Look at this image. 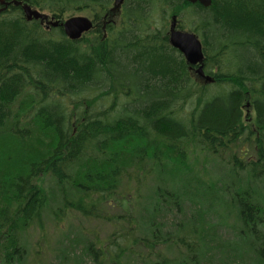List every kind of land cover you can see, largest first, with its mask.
<instances>
[{
	"label": "trees",
	"instance_id": "16d2710c",
	"mask_svg": "<svg viewBox=\"0 0 264 264\" xmlns=\"http://www.w3.org/2000/svg\"><path fill=\"white\" fill-rule=\"evenodd\" d=\"M18 1L55 18L89 11L98 20L114 0ZM125 6L130 21L121 31L112 29L105 41L101 35L71 41L62 29L48 33L39 22L28 23L20 7L11 6L0 16L3 264L24 257L23 233L43 228L42 213L49 204L42 187L46 177L56 182L64 210L115 227L107 247L110 256L105 247L88 242L86 251L95 264H108L109 257L112 264H122L128 256L142 264H173L163 246L171 243L193 254L195 242L189 240L197 229L186 230L177 242L163 236L156 213L165 203L180 208L183 202L161 188L148 226L153 238L148 232L135 237L133 210L154 171L148 160L160 165L170 159L177 166L173 173L187 170L186 151L192 145L217 158L228 151L234 177L264 174V0H212L209 8L185 0H125ZM151 9L193 18L190 31L202 40L205 73L215 86L193 79L182 54L171 47L166 28L147 24L153 21ZM66 100H73L72 111ZM248 103L256 112L258 131L243 125ZM189 104L194 108L185 113ZM247 144L251 154L240 151ZM235 184L225 186L230 207L264 263V233L258 229L264 208L248 185ZM112 203L122 213L106 219L100 209Z\"/></svg>",
	"mask_w": 264,
	"mask_h": 264
},
{
	"label": "rangeland",
	"instance_id": "374dc122",
	"mask_svg": "<svg viewBox=\"0 0 264 264\" xmlns=\"http://www.w3.org/2000/svg\"><path fill=\"white\" fill-rule=\"evenodd\" d=\"M149 11L152 13L153 21L147 24L154 29L155 23L160 28H166L168 32L171 16L175 12L160 18L162 14L157 10ZM45 13L49 14L47 11ZM74 15L91 17L92 14L85 11ZM70 16L73 14L64 18L68 19ZM189 17V14L179 17L186 31L192 29L194 21ZM117 29H119L118 26ZM91 37L93 35L89 34L87 39ZM192 77L200 82L196 74H192ZM71 102L73 100L65 101L69 111L74 109ZM193 108V104L187 105L185 113ZM243 117L244 126H251L258 131L254 123L256 117L254 107L244 108ZM240 149L242 152L252 153L248 144ZM186 152L185 163L188 169L175 173L173 171L177 166L170 159L162 161L160 165H154L151 160H148L149 168L152 166L154 171L151 170L152 173L140 192V200L136 202L133 210L134 220L138 224L135 237L144 236L147 232L149 236L152 234L148 226L155 217L152 211L155 194L157 190L164 188V191L168 188L178 195L183 203L179 208L170 201L165 203L167 205L165 208L159 209L160 212L156 213V222L160 224L163 236L169 235L177 242L178 238L185 236L186 230L194 227L197 229L196 235L189 240L195 242L193 254L188 253L186 247L180 246L179 250H176L175 245L171 243L163 246V253L172 260L173 264H194L190 259L192 257L198 264H264L256 257V242L253 237L248 232L247 235L242 232L243 227L238 219V213L231 209L230 196L225 193V186L235 184L233 181L243 185L241 187L248 185L255 199L264 208V174L259 178L249 177L248 173H241L234 177L231 173L232 164L229 161L231 155L228 151L220 153L222 158H217L207 153L202 147L190 145ZM240 185L237 184L236 187ZM42 187L49 196V204L42 213L43 228L33 227L22 234L21 246L25 250L24 257L20 261L17 258L12 264H95L86 251L88 242H97L99 246L105 247L107 253L111 252L107 247L110 245L109 238L114 231V226L111 227L99 220H86L77 213L64 210L62 194L51 177L43 179ZM65 187L69 195L73 193L68 184ZM94 200L97 201V199ZM104 205L100 209V214L106 219H113L122 213V208L116 203ZM122 228L123 226L120 225L119 229L122 230ZM258 229L264 233V220ZM151 237L153 238V235ZM187 237L188 235L185 238ZM120 238L116 240L121 241ZM108 254L111 255V253ZM108 260V264H112V257ZM1 261L0 254V264H3ZM120 262L142 264L131 256L121 259Z\"/></svg>",
	"mask_w": 264,
	"mask_h": 264
},
{
	"label": "water",
	"instance_id": "95a60500",
	"mask_svg": "<svg viewBox=\"0 0 264 264\" xmlns=\"http://www.w3.org/2000/svg\"><path fill=\"white\" fill-rule=\"evenodd\" d=\"M191 4L199 3L204 7H210L212 5V0H186ZM121 0H117L115 2L114 9L115 12L117 8L121 4ZM0 14L8 9L10 5H14L16 7H21L25 18L27 21L32 20H41L43 23L47 16L45 14L40 13L37 10L32 9V7L26 3L21 1H11L7 2L6 0H0ZM60 25L59 22L52 23L53 27H58ZM62 27L64 28V32L66 36L73 41L79 40L84 33L89 32L93 27V22L83 16L72 17L63 22ZM169 41L173 48L180 51L185 57L187 63L191 66H199L195 73L196 75L203 81L204 84L214 83L215 80L205 74L204 71V51L203 45L199 36L194 33L185 32L177 30V19L174 17L170 26L169 32Z\"/></svg>",
	"mask_w": 264,
	"mask_h": 264
},
{
	"label": "flooded vegetation",
	"instance_id": "af4514ba",
	"mask_svg": "<svg viewBox=\"0 0 264 264\" xmlns=\"http://www.w3.org/2000/svg\"><path fill=\"white\" fill-rule=\"evenodd\" d=\"M116 0L113 1L112 3V6L109 8L108 10V13L103 16L102 18H99L98 20H95V17L94 15L92 14L91 18L93 21H94V25H95V29L93 30V32L95 31V34L97 36H100V34L102 36H104L105 32L106 34L109 35V30L114 26H118V27H122V28H125L127 23L130 21V18L128 16V12H127V8L125 6V0H121V4L120 6L117 8V10L115 11V13H112V9H113V4ZM162 15L159 16L160 18H164L163 15L164 13L162 11H159ZM174 17H177V22H178V25L177 27L179 26L180 24V21H179V16L174 14L171 16V19H170V24L173 20ZM156 21H158L159 19H155ZM46 21H52V18H47ZM45 21V22H46ZM111 21V23H109ZM43 27H46V23L45 24H42L40 23ZM47 29V28H46ZM52 27L50 26L49 30H51ZM59 29H62L61 27H59Z\"/></svg>",
	"mask_w": 264,
	"mask_h": 264
}]
</instances>
